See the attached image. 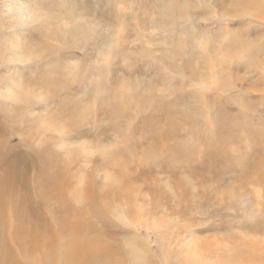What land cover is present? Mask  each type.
<instances>
[{"label": "rangeland", "instance_id": "374dc122", "mask_svg": "<svg viewBox=\"0 0 264 264\" xmlns=\"http://www.w3.org/2000/svg\"><path fill=\"white\" fill-rule=\"evenodd\" d=\"M3 177L0 264H264V0H0Z\"/></svg>", "mask_w": 264, "mask_h": 264}, {"label": "bare ground", "instance_id": "6f19581e", "mask_svg": "<svg viewBox=\"0 0 264 264\" xmlns=\"http://www.w3.org/2000/svg\"><path fill=\"white\" fill-rule=\"evenodd\" d=\"M6 182H8V179L6 177L0 178V187L5 184ZM6 185V184H5ZM2 189V188H0ZM2 191V190H1ZM1 196V195H0ZM2 200V199H1Z\"/></svg>", "mask_w": 264, "mask_h": 264}]
</instances>
